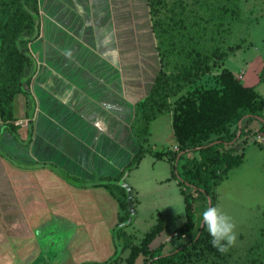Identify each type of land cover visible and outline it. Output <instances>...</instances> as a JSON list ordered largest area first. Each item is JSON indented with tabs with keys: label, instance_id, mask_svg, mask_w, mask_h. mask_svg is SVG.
Returning a JSON list of instances; mask_svg holds the SVG:
<instances>
[{
	"label": "crops",
	"instance_id": "1",
	"mask_svg": "<svg viewBox=\"0 0 264 264\" xmlns=\"http://www.w3.org/2000/svg\"><path fill=\"white\" fill-rule=\"evenodd\" d=\"M146 8L147 0H39L40 37L30 44L38 66L29 87L33 100L30 107L24 95L14 102L17 120L33 110V141L25 157L10 136L1 142L17 164L0 157V256L38 252L56 232L70 238L58 246L71 261L90 243L95 262L114 254L121 211L99 182L120 176L139 150L131 130L135 107L160 70L151 72L154 63L134 38L145 34Z\"/></svg>",
	"mask_w": 264,
	"mask_h": 264
},
{
	"label": "trees",
	"instance_id": "2",
	"mask_svg": "<svg viewBox=\"0 0 264 264\" xmlns=\"http://www.w3.org/2000/svg\"><path fill=\"white\" fill-rule=\"evenodd\" d=\"M147 6L149 15L152 16L150 30L159 42L156 50L160 58V70L151 93L135 107L131 130L139 144V150L120 176L100 181L99 186L105 187L119 202L121 213L116 228L123 229L122 224L129 226L132 222L128 223V194L121 179L126 172L137 168L150 151L145 143L151 121L173 111L172 127L178 150L168 151L171 153L168 160L172 161V177L182 186L186 212V221L176 229V234L178 239L186 237L189 241L168 254L163 252V244L151 249V243L165 229L163 220L158 218L156 224L145 234L140 244L142 246H134L132 243L122 245L120 255H117V251L109 261L82 264L123 263L125 246L131 249L130 255L124 259L125 264H135L140 255L146 257L144 264H193L197 261L198 264H208L211 255L224 259L225 256L211 245V237L201 226V221L197 224L194 203L205 195L210 197L213 206L216 203L217 186L230 170L242 164L245 153L235 154L234 146H231L232 140L238 135V123L248 115L247 124L258 119L263 122L264 129L261 114L264 110V97L253 87L243 85L225 68L219 76L218 89H196L171 110L168 103L170 97L185 90L196 75L206 74L214 56L220 59L226 56L218 54L217 49H207V35L202 30L197 33L195 29L185 25L183 30L176 31L175 22L162 17L164 0H147ZM228 11L229 9L226 13ZM40 23L39 0H0V157L14 164H17L15 158L2 149L1 142L5 136H10L20 146L21 154L25 157L26 148L33 141V110L30 109L27 114L30 123L24 139L21 127L16 124L14 102L19 95H24L29 107L32 104L29 87L38 66L30 51V44L40 37ZM237 49L241 48L238 46ZM171 57L175 59L172 67L175 76L167 69ZM245 135L242 132L241 137ZM166 153L156 152V155L163 159ZM187 154L193 156L189 157ZM180 162L182 174L177 172ZM18 165L27 167L28 164L20 162ZM62 176L71 184L85 186L82 179L67 173H62ZM262 236L264 237V231ZM256 248L259 250L261 244ZM240 264H264V252H255L252 248Z\"/></svg>",
	"mask_w": 264,
	"mask_h": 264
},
{
	"label": "rangeland",
	"instance_id": "3",
	"mask_svg": "<svg viewBox=\"0 0 264 264\" xmlns=\"http://www.w3.org/2000/svg\"><path fill=\"white\" fill-rule=\"evenodd\" d=\"M164 3L162 17L170 18L171 22H175L176 31L183 30L185 25L192 27L197 33L203 31L207 35L206 43L204 42L207 49H217L218 54L222 53L226 56L224 59L214 56L209 62L210 70L206 74L196 75L185 90L170 97L168 103L171 110L182 98L190 96L196 89H218L220 87L218 79L224 68L230 70L243 85L253 87L264 97V0H164ZM146 9L145 34L141 39L134 34V38L137 42H141V48L146 50L153 61L151 72H158L160 58L156 49L159 42L150 30L152 16L149 15L148 6ZM227 9L229 11L226 13ZM233 9L235 12H231ZM238 46L241 49L238 50ZM133 56L138 57L137 53ZM174 62L175 59L171 57L167 66L168 72H175L172 69ZM173 75L175 76L176 73ZM261 114L264 118V110ZM247 116L238 123V135L231 142L235 154L245 153L243 162L239 167L230 170L217 186L216 203L213 205L232 218L235 224L236 240L228 251L222 253L225 256L224 259L211 255L208 264H240L246 259L250 249L254 248L255 252H264L262 236L264 231V129L263 122L258 119L251 120L247 124ZM171 118L173 119V111L151 121L149 125L145 144L150 151L145 154L140 167L129 172L127 179V183L133 188V196L139 200L135 204L134 214L130 213L129 216L132 223L129 226L122 224L123 229L116 228L113 236L116 250L113 251L112 256L102 255L103 260L101 256H98L100 262L109 261L115 257L117 251V255H120L122 245L132 243L134 246H142L140 244L145 234L156 224L158 218L163 220L165 231L153 242V250L163 244V252L168 254L189 241L186 237L178 239L176 234V229L186 221V212L182 186H179L178 180L172 177V161L168 160L171 154L168 151L173 152L176 145ZM234 128L233 126V130ZM26 129L21 128V132L26 133ZM242 132L246 133L243 137H241ZM163 151L167 153L163 159H159L156 152ZM187 156L193 155L187 154ZM154 165H156L155 168H153ZM181 165L180 162L177 172L182 174ZM158 168L160 172H157ZM168 170L171 171L170 178L162 180L163 183L156 182L155 178L166 177ZM179 178L181 179L182 175ZM136 192H139L138 197ZM210 200V197L204 195L195 201L197 224L202 220V211L210 206ZM175 205L183 206L182 213L176 212ZM20 217L22 218L21 215ZM59 226L63 227L64 224ZM28 228L29 225L26 224V230ZM48 232L54 231L46 229L44 233ZM23 234L26 235L25 232ZM170 236L176 239L168 241ZM66 239L69 241L70 238H66L64 233L56 232L42 239L39 247L41 252L27 251V253H19L17 258L16 252L15 254L2 253L0 264H81L86 259L89 261L85 263L95 262L91 260L97 259L92 256L94 246L91 243L85 250L79 253L73 252L72 261L69 260L68 255L60 250L64 247L58 246ZM259 244L261 248L258 250L256 247ZM125 247L126 250L122 254L123 263L119 261L118 264H125L124 259L131 253L129 246ZM145 260L146 257L140 255L135 264H144ZM198 263L199 261L193 264Z\"/></svg>",
	"mask_w": 264,
	"mask_h": 264
},
{
	"label": "clouds",
	"instance_id": "4",
	"mask_svg": "<svg viewBox=\"0 0 264 264\" xmlns=\"http://www.w3.org/2000/svg\"><path fill=\"white\" fill-rule=\"evenodd\" d=\"M174 208L176 212L183 211L182 205H175ZM201 217V226L211 237V245L221 253L228 251L236 240L235 224L232 218L216 206L206 207Z\"/></svg>",
	"mask_w": 264,
	"mask_h": 264
},
{
	"label": "water",
	"instance_id": "5",
	"mask_svg": "<svg viewBox=\"0 0 264 264\" xmlns=\"http://www.w3.org/2000/svg\"><path fill=\"white\" fill-rule=\"evenodd\" d=\"M129 172H126L125 175L121 179L122 186L127 190L128 194V208L131 214H134V206H133V191L131 186L126 182V179L128 178ZM210 206H212V202L210 200ZM128 223H130V220H128Z\"/></svg>",
	"mask_w": 264,
	"mask_h": 264
},
{
	"label": "built area",
	"instance_id": "6",
	"mask_svg": "<svg viewBox=\"0 0 264 264\" xmlns=\"http://www.w3.org/2000/svg\"><path fill=\"white\" fill-rule=\"evenodd\" d=\"M29 123H30V121H29V119H27V118L17 120V122H16V124H17L18 126H20L21 128H23V129L28 128ZM174 150L177 151V150H178V147L176 146ZM172 238H173V237L170 236V237L168 238V241H170Z\"/></svg>",
	"mask_w": 264,
	"mask_h": 264
}]
</instances>
